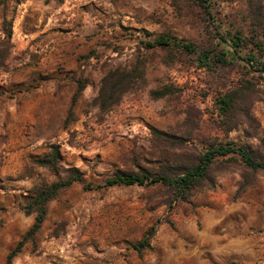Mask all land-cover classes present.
<instances>
[{"label": "rangeland", "instance_id": "rangeland-1", "mask_svg": "<svg viewBox=\"0 0 264 264\" xmlns=\"http://www.w3.org/2000/svg\"><path fill=\"white\" fill-rule=\"evenodd\" d=\"M239 33L244 58L217 62ZM162 34L197 50L147 47ZM261 45L264 0H0V264H264L263 169L230 153L187 193L150 180L182 175L223 144L264 159V74L246 60ZM137 63L143 77L101 109L104 76ZM233 91L225 115L219 100ZM50 144L58 171L35 163ZM74 168L83 180L49 201L28 238L36 188ZM122 172L148 179L106 185Z\"/></svg>", "mask_w": 264, "mask_h": 264}, {"label": "trees", "instance_id": "trees-1", "mask_svg": "<svg viewBox=\"0 0 264 264\" xmlns=\"http://www.w3.org/2000/svg\"><path fill=\"white\" fill-rule=\"evenodd\" d=\"M204 2V0H201ZM207 7V6H205ZM229 42L232 50L224 49L220 55H216L217 62L222 64H227L231 60L244 58L243 55L239 53V48H242L245 38L242 34H235L229 39H224ZM147 47L153 48L156 46L167 47L170 45H175L184 48L188 52H194L197 47L192 42H181L176 37L169 34H162L155 38L153 41H148L146 43ZM261 53L259 56L253 54L248 55L246 60L252 62L255 66V70L264 74V48L263 45L260 46ZM211 55L209 50L202 51L199 59L204 64L210 60ZM143 77V69L140 63H137L131 70H111L109 71L102 80V85L98 94V102L103 110H109L113 107L121 97L130 89L134 88L138 80ZM84 89V84L79 82L77 93L72 101L71 114L73 111V106ZM170 91L168 88L158 89L154 91L156 96H163ZM235 93L228 92L219 100L221 105V112L225 115L229 114L234 109V99ZM230 153H238L242 156L247 166L253 169H263L264 170V159L258 160L252 156L249 150L244 146H237L232 143L223 144L216 147L208 149L199 159L192 168L188 169L185 173L178 176H152L150 180L152 182H162L166 185L173 186L181 194L187 193L192 187L199 184L201 180L205 177L209 167L214 162L217 156H225ZM61 148L58 144H50L49 152L42 158L35 159V163L40 166L47 167L53 171H58L59 162L61 159ZM148 178L146 176H140L138 174L132 173H118L115 176L107 180L106 185L112 186L115 184H140L143 185ZM82 176L78 169L74 168L71 173L65 177L60 178L50 184L43 183L38 186L35 190V195L31 198L29 203L24 207L27 213H35V221L27 233L28 238H32L34 234L38 232L43 222L47 217V205L49 201L54 199L59 192L66 187L72 186L75 182H81ZM87 188H92L91 184L85 185ZM156 232V226H152L147 235L140 241L137 249L139 251L142 248L150 246V239ZM22 242H20L8 255V261L10 262L14 256H16L22 249Z\"/></svg>", "mask_w": 264, "mask_h": 264}]
</instances>
